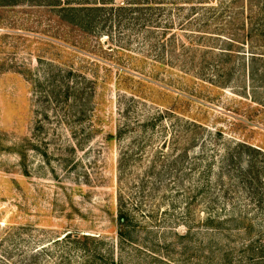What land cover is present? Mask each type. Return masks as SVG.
<instances>
[{"label": "rangeland", "instance_id": "374dc122", "mask_svg": "<svg viewBox=\"0 0 264 264\" xmlns=\"http://www.w3.org/2000/svg\"><path fill=\"white\" fill-rule=\"evenodd\" d=\"M59 29L66 27L54 9L31 0L0 7V254L5 261L19 264L14 260L25 257L23 264H264V182L261 199L247 189L235 193L222 185L218 167L223 141L205 146L200 166L209 163L213 171L203 185L198 173L196 183H191L196 177L186 179L180 189L170 183L163 202L146 201L140 208L135 206L138 198L128 199L140 229L133 240L120 244L112 218L116 161L124 141L106 137L122 123L128 99L120 94L126 88L116 86V68L104 64L109 37L90 35V49L83 53L64 46L55 36ZM111 31L115 41L120 30L113 26ZM234 84L212 94L208 86L202 88L207 100L201 106L161 98L149 85L144 91L157 93L165 106L176 101L172 105L189 107L187 112L209 128L224 129L225 137L264 148L263 132L234 120L232 111L247 109L237 100L242 94ZM246 94L251 106L248 84ZM257 111L264 124V111ZM152 209L157 210L156 221L149 219ZM209 216L217 227H206ZM82 235H91L95 242ZM9 252L15 257L9 258Z\"/></svg>", "mask_w": 264, "mask_h": 264}, {"label": "trees", "instance_id": "16d2710c", "mask_svg": "<svg viewBox=\"0 0 264 264\" xmlns=\"http://www.w3.org/2000/svg\"><path fill=\"white\" fill-rule=\"evenodd\" d=\"M31 1L36 6L54 9L55 16L66 27L55 36L74 51L88 52V38L92 34L109 37V55L103 61L118 71L116 86L126 88L120 95L128 99L122 110V123L106 137L110 142L124 141L116 161L117 192L112 218L121 245L133 240L140 229L132 206L127 207L128 199L138 198L137 207L158 198L163 202L168 198L170 183L180 189L186 179L192 180L198 173L201 184L209 181L213 165L202 167L201 159L205 146H218V141L225 145L218 167L221 184L231 186L235 193L247 189L249 195L261 199L264 148L225 137L224 129L209 128L187 112L189 107L186 110L172 105L176 101L165 106L161 98L174 97L201 106L200 102L207 100L202 96V88L208 86L212 94L235 83L233 89L242 94L237 100L247 109L232 111L234 120L264 133L261 113L257 111H264V51L260 50L264 49V0ZM16 3L17 0H0V7ZM113 26L120 30L115 41ZM148 85L158 89L162 97L157 98L154 91L146 93L144 88ZM190 151L193 158L189 160ZM242 160H247L243 167ZM223 177L227 178L226 183ZM195 181L197 177L191 183ZM229 187L224 191L229 192ZM171 207L174 209L172 203ZM179 216L184 218L183 214ZM149 219L157 220V210H151ZM185 225L190 232L191 226ZM206 225L210 229L217 227L210 216ZM66 237L70 234L63 239ZM81 237L95 242L89 238L91 235ZM7 255L15 257L10 252ZM32 257L37 258V254ZM14 261L23 264L25 257ZM0 264L14 262L5 261L0 254Z\"/></svg>", "mask_w": 264, "mask_h": 264}]
</instances>
